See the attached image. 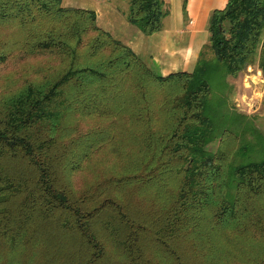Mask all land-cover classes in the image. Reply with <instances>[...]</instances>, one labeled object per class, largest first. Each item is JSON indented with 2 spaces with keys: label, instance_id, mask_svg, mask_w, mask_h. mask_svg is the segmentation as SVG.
<instances>
[{
  "label": "trees",
  "instance_id": "1",
  "mask_svg": "<svg viewBox=\"0 0 264 264\" xmlns=\"http://www.w3.org/2000/svg\"><path fill=\"white\" fill-rule=\"evenodd\" d=\"M167 14L164 0H130L127 17L151 35ZM7 24L26 52L64 63L0 99V203H11L0 236L12 250L47 242L44 264H264V136L212 87L254 64L264 76V0L214 10L213 57L204 51L193 71L168 75L93 9L0 0ZM9 52L0 41V65ZM249 132L257 141L230 148ZM108 144L125 155L120 166L76 188L72 175Z\"/></svg>",
  "mask_w": 264,
  "mask_h": 264
},
{
  "label": "rangeland",
  "instance_id": "2",
  "mask_svg": "<svg viewBox=\"0 0 264 264\" xmlns=\"http://www.w3.org/2000/svg\"><path fill=\"white\" fill-rule=\"evenodd\" d=\"M129 2L130 0H63V5L87 9L102 8L105 13H108L111 7H117L128 13ZM22 36V32L15 24L0 25V41L6 42L10 51L6 62L0 65V99L19 91L28 83L55 77L64 67L62 59L50 52L36 54L26 52L19 43ZM204 56L208 59L213 57L209 47L206 48ZM212 85L215 99L216 95H224L230 110L243 115L244 120L264 136V76L257 64L249 66L237 76L215 78ZM97 122L101 121L96 117L83 119L81 125L91 126ZM248 139L252 142L257 141L255 135L249 132L234 137L230 148L237 150L249 141ZM117 144L118 142L115 147L120 146ZM113 145L108 144L94 152L85 162L83 169L72 175V182L76 188L89 186L95 183L103 172L120 166L125 155L121 153L120 147L116 149ZM217 145L218 139L212 142L210 147L215 149ZM260 147L261 145L259 149ZM261 149L257 154L258 158L264 156ZM246 160L242 157L237 158L238 163ZM9 204L0 203V218L4 217L5 207ZM3 238L4 236H0V264H44L53 252L50 248L46 250L47 242L42 240H35V243L32 241L12 250ZM64 262L65 260L60 259L58 264Z\"/></svg>",
  "mask_w": 264,
  "mask_h": 264
},
{
  "label": "crops",
  "instance_id": "3",
  "mask_svg": "<svg viewBox=\"0 0 264 264\" xmlns=\"http://www.w3.org/2000/svg\"><path fill=\"white\" fill-rule=\"evenodd\" d=\"M228 0H188L187 14L183 0H164L168 14L162 20V29L144 34L129 22L127 12L113 8L105 13L93 9L97 22L113 36L128 44L162 75L177 71H193L209 44V22L212 12L222 9Z\"/></svg>",
  "mask_w": 264,
  "mask_h": 264
},
{
  "label": "built area",
  "instance_id": "4",
  "mask_svg": "<svg viewBox=\"0 0 264 264\" xmlns=\"http://www.w3.org/2000/svg\"><path fill=\"white\" fill-rule=\"evenodd\" d=\"M261 70V69H260Z\"/></svg>",
  "mask_w": 264,
  "mask_h": 264
}]
</instances>
